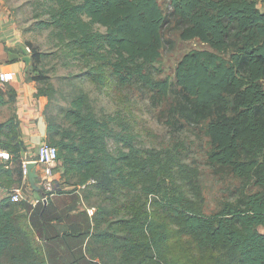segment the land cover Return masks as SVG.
<instances>
[{"label":"trees","instance_id":"16d2710c","mask_svg":"<svg viewBox=\"0 0 264 264\" xmlns=\"http://www.w3.org/2000/svg\"><path fill=\"white\" fill-rule=\"evenodd\" d=\"M55 1L40 22L60 53L82 62L76 76L92 83L124 87L137 78L162 100L169 81L152 78L147 67L169 43L166 30L208 47L178 60L177 110L208 138L206 160L214 174L240 188L234 200L205 213L199 168L172 148L134 144L112 126L114 115L96 114L80 85H72L67 106L53 114L57 88L30 73L47 53L26 41L32 60L26 79L36 82L37 97L48 98L46 143L57 148L62 178L72 186L54 192L81 188L95 208L90 257L102 264H264V0L262 10L256 0H168L166 11L158 0ZM8 93L7 100L0 94V105L13 101L14 92ZM0 133V149L9 153L0 164V184H21L28 159L20 155L16 114L0 123ZM25 207L10 195L0 201V264H47ZM178 236L187 238L195 260L185 249L173 250Z\"/></svg>","mask_w":264,"mask_h":264},{"label":"rangeland","instance_id":"374dc122","mask_svg":"<svg viewBox=\"0 0 264 264\" xmlns=\"http://www.w3.org/2000/svg\"><path fill=\"white\" fill-rule=\"evenodd\" d=\"M158 2L164 11L168 9V0H158ZM256 2L258 8L262 10L260 0ZM7 4H10L11 12L23 30L25 42H31L40 51L47 53L39 63V68L30 73L57 88L49 108L53 114H58L60 107L67 106V96L64 95H67L65 93L72 85H80L89 95L96 114L100 117L114 115L117 120L112 122V126L122 133L130 134L134 144L142 148H172L186 163L199 168V180L205 197V213L209 214L217 210L222 200L235 199L240 189L238 183L228 177L214 174V170L206 160L208 138L200 131L198 125L187 121L177 110L180 102L175 77L178 60L187 51L206 49L208 48L206 45L195 39L181 40L173 29L166 30L169 43H165L162 47L160 58L147 67L152 78L169 81L167 96L159 100L157 95L137 78H132L129 84L123 87L116 86L114 82L99 85L92 83L87 77H77L76 75L84 70L82 62L71 60L60 53L55 42L49 37V29L40 22L48 18L47 11L56 5L55 0H7ZM94 29L105 31V28L98 24L94 25ZM116 145L114 141L109 143L112 150ZM61 162L58 161V167H61ZM58 170V168L54 169L55 172ZM60 176L64 180L62 173ZM59 188V186L51 187L52 190ZM91 202L97 205L100 198L93 196ZM108 204V201H103V205ZM259 229L264 230L262 227ZM170 244L173 250L185 249L187 256L196 259L197 255L186 237H175ZM192 264L195 262L193 261Z\"/></svg>","mask_w":264,"mask_h":264},{"label":"crops","instance_id":"0c3cea01","mask_svg":"<svg viewBox=\"0 0 264 264\" xmlns=\"http://www.w3.org/2000/svg\"><path fill=\"white\" fill-rule=\"evenodd\" d=\"M31 63L23 30L7 0H0V72L12 73L9 81L0 80V94L4 100L8 99V91L15 94L12 102L0 105V123L12 114L17 115L23 160L34 159L39 145L46 142L47 137L44 110L48 98L37 97L36 83L26 79ZM3 162L0 158V164ZM56 168L59 170L53 171L52 186L71 189L72 186L61 179L62 166L57 165ZM31 171L32 175L27 173L23 176L21 184L3 181L0 184V201L9 196L14 187L21 188L25 210L43 247L47 264H102L97 257L91 258L87 253L88 241L94 232L95 208L83 198L81 188L67 193L54 192L57 189H49L42 178L41 165L35 164Z\"/></svg>","mask_w":264,"mask_h":264},{"label":"built area","instance_id":"2783aa9c","mask_svg":"<svg viewBox=\"0 0 264 264\" xmlns=\"http://www.w3.org/2000/svg\"><path fill=\"white\" fill-rule=\"evenodd\" d=\"M12 79L11 72H0V80L1 81H9ZM0 158L2 160H7L9 158V153L5 150L0 149ZM34 162L35 164H39L42 166V178L49 187H52L53 184V171L58 165L57 160V148L53 145L47 144L46 142L39 145L37 149V153L34 159L32 160H25L22 165V172L23 175L27 174L26 165L28 162ZM10 196L12 201H19L22 200V191L20 187H14L11 192Z\"/></svg>","mask_w":264,"mask_h":264},{"label":"water","instance_id":"95a60500","mask_svg":"<svg viewBox=\"0 0 264 264\" xmlns=\"http://www.w3.org/2000/svg\"><path fill=\"white\" fill-rule=\"evenodd\" d=\"M34 165H35V163L32 162V161L27 163L26 168H27V173L28 174L32 175V173H31L32 171L31 170L33 169Z\"/></svg>","mask_w":264,"mask_h":264}]
</instances>
